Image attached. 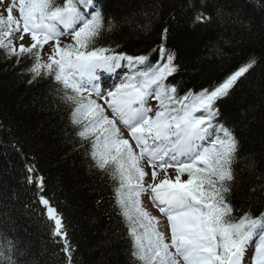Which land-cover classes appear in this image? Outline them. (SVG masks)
<instances>
[{"label":"snow or ice","instance_id":"obj_1","mask_svg":"<svg viewBox=\"0 0 264 264\" xmlns=\"http://www.w3.org/2000/svg\"><path fill=\"white\" fill-rule=\"evenodd\" d=\"M184 2L193 24L219 29L221 35L237 26L253 27L246 0ZM106 7L107 0H12L7 14L0 12V53L16 65L30 61L28 84L49 81L44 99L68 113L74 150L117 182L115 206L130 241L129 264H264V210H237L232 203L241 141L221 110L257 60L181 95L168 82L180 70L176 53L166 47L169 29H162L161 43L145 54L100 45L119 26ZM152 53L159 54L155 62ZM0 131L10 141L0 145L21 156L23 183L34 190L25 209L49 228L66 264H74L76 248L55 194L48 195L47 178L12 129L0 122ZM143 196L159 215L144 206ZM0 264L39 262L9 228L0 229Z\"/></svg>","mask_w":264,"mask_h":264},{"label":"trees","instance_id":"obj_2","mask_svg":"<svg viewBox=\"0 0 264 264\" xmlns=\"http://www.w3.org/2000/svg\"><path fill=\"white\" fill-rule=\"evenodd\" d=\"M246 2L252 29L237 26L221 35L219 29L193 24L184 0H107L106 12L119 26L99 43L119 44L118 51L131 55L145 54L161 43L162 29L168 28L166 47L176 53L180 65L168 82L176 84L181 95L219 82L251 58L257 60L221 110L241 141L232 203L237 210L258 214L264 210V5L260 0ZM153 8H158L155 15ZM124 17L130 22L124 23ZM152 59L158 60L159 54L152 53ZM29 66L30 61L16 65L0 53V122L12 129L47 178L48 195L55 194L54 203L66 218L76 248L74 264H129L130 241L115 206L117 182L90 167L82 150H74L76 138L69 139L68 113L49 107L44 99L51 87L48 80L27 83ZM0 141L10 145L7 132L0 131ZM23 181L21 156L0 145V229L11 228L13 235L30 245L39 264H66L60 246L50 240L49 228L25 209L34 190Z\"/></svg>","mask_w":264,"mask_h":264},{"label":"rangeland","instance_id":"obj_3","mask_svg":"<svg viewBox=\"0 0 264 264\" xmlns=\"http://www.w3.org/2000/svg\"><path fill=\"white\" fill-rule=\"evenodd\" d=\"M11 3H12V0H4V4L0 5V12H3L4 15H6L7 13L4 12V10H5V9H6ZM13 15H17L15 9H14ZM114 79H117V78L114 77ZM105 87H107V86H105ZM153 103H155V101H153ZM141 199H142V201H143V203H144V206L147 207L148 210H149L150 212H152L153 215H159L158 212L156 211V209L153 208V207L151 206V204L149 203V201H148V199H147L146 196L141 197ZM161 220H162V222H163V218H162V217H161ZM161 230H163V228H162Z\"/></svg>","mask_w":264,"mask_h":264}]
</instances>
